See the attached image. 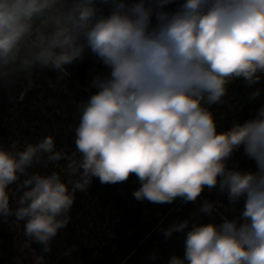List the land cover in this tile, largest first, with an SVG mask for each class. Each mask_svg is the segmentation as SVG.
Instances as JSON below:
<instances>
[{"label": "clouds", "instance_id": "9594fccd", "mask_svg": "<svg viewBox=\"0 0 264 264\" xmlns=\"http://www.w3.org/2000/svg\"><path fill=\"white\" fill-rule=\"evenodd\" d=\"M89 57L74 151L51 134L0 142V222L40 246L33 264H47L78 192L132 176L136 201L192 206L158 226L164 241L183 235L164 264H264V103L227 128L212 110L237 81L248 101L264 96V0H0V88Z\"/></svg>", "mask_w": 264, "mask_h": 264}, {"label": "rangeland", "instance_id": "374dc122", "mask_svg": "<svg viewBox=\"0 0 264 264\" xmlns=\"http://www.w3.org/2000/svg\"><path fill=\"white\" fill-rule=\"evenodd\" d=\"M83 63H86V65ZM81 68L84 70H81ZM91 69L92 60L89 57L82 63L71 66L69 72L72 74L70 76L55 73L56 77L54 79L44 81V89L47 88L48 90L46 96L48 94L54 96L60 94V92L62 94L69 93L67 107L57 108L55 100H45L41 104L32 101L33 106L29 107V112L25 113V117L28 116V119L23 118L25 121L22 120L19 123H17V116L25 110L24 106L18 104L25 97L23 93L15 96L10 92L7 101L3 100L4 96L0 95V121L13 126L6 136H2L0 133V142L8 144L17 139L21 142L25 140L35 142L43 136L51 134L55 137L59 149L69 153L74 151L72 125L77 122L74 115V105L76 101L87 97L88 93L84 89L87 87L89 79L83 81L84 83L80 80L77 81L76 77L73 78V73L83 71L89 76ZM68 88H71L70 91H67ZM42 96L43 92L41 91L37 97L39 99ZM33 117L38 119L33 120ZM235 159L240 162L241 167H244L243 164L248 167L246 164L250 162L243 157L242 150L236 154ZM92 191L91 186L89 191L85 193L78 192L77 194L81 196H78L80 202L87 201L88 206L91 205V202L94 206L103 202L100 197H97L98 201L96 202L93 199L91 201ZM129 196L126 195V198ZM123 198L124 195L121 198L124 201ZM75 200H77L76 197ZM106 200L110 199L106 198ZM94 206H91V209L95 208ZM73 208L68 227L59 233L53 241L51 252L46 255L47 264H153L148 256L154 249H158L162 256V259L157 260L155 264H164V260L171 254L169 251L164 252L163 244L150 248L152 244L159 240L160 232L157 235L155 231L152 232L151 230L138 236V234L133 233L134 231H130L124 223H118L121 214L119 209L117 210L110 203L105 205L107 213L102 218L92 213L86 221L79 219V214H76ZM22 232V224L8 225L0 222V264H15L16 257L24 258L25 264H33L35 256L41 254L40 246L36 244L29 245ZM135 232L137 231L135 230ZM135 240L137 243L133 246L132 243ZM162 241L164 240L160 239V242ZM79 243L82 245L80 248L76 245ZM137 246L140 248L138 249ZM96 257L102 258L103 262L98 263Z\"/></svg>", "mask_w": 264, "mask_h": 264}, {"label": "trees", "instance_id": "16d2710c", "mask_svg": "<svg viewBox=\"0 0 264 264\" xmlns=\"http://www.w3.org/2000/svg\"><path fill=\"white\" fill-rule=\"evenodd\" d=\"M86 65V63H83ZM70 69V68H69ZM81 70H84L81 68ZM70 71V70H69ZM86 72L81 71L80 73H73V78L76 77V80L80 82H85L90 78ZM55 72L51 71H44L37 73L35 75V84L34 86L27 91H24L22 88H16L14 90H11L10 92L13 93L15 96H17L20 93H23V101H20L18 104L20 106H24L25 110L24 112L21 111L19 116H17V123L24 119H28V116L25 117V113L29 112V107L33 106L32 101H36L38 104L44 103L46 101L55 100L56 107L57 108H65L67 107V103H69L68 99V92L65 94L57 95H51L48 94L46 96L48 90L44 89V81L48 79H54L56 75H54ZM72 74V73H70ZM67 80V79H66ZM73 81V80H72ZM70 82V81H69ZM83 82V83H84ZM70 91L71 88H68ZM43 92L42 98L38 99V94L40 92ZM247 89H245L241 82L237 81L233 85L229 87V94L226 97V103L221 106H214L213 112L216 116L217 121L219 122V125L221 128H227L232 121L234 120H242L246 119L249 116L253 114L255 109L261 104L264 103V96L261 97L260 100L257 101H248L247 99ZM10 92H7L6 90L0 88V95L4 96L3 100L7 101V96ZM46 97H45V96ZM46 98V99H44ZM43 99V100H42ZM24 118V119H23ZM37 117H33V120H37ZM25 121V120H24ZM16 123V124H17ZM15 124V125H16ZM12 125H7L5 123H1L0 121V133L2 136H6L8 134V131L12 129ZM251 162H248L246 166H249ZM245 167V164H243ZM92 192H91V201H98L97 197H100L101 203L94 206V204L88 206L87 201H81L78 199L81 197L79 194L76 195L77 200H75L74 208L76 214H79L78 218L82 221H86L88 218H90V215L92 213L97 214L100 216V218L103 217V215L106 212L105 205L107 203H110L111 206H114L119 209V213L121 214L119 216L118 223H124L128 226V229L130 231H134L133 233L138 234V236L141 235V233L145 232H156L157 235H159V228L158 226L163 223L164 226H168L170 223H172L178 216L180 218L185 217L188 212L191 210V205L184 206L183 210L179 213L173 212L174 207L172 205H156L149 203L147 201L144 202H138L133 197L132 193L133 191L139 187V184L135 178V176L130 177V179L123 183H117L114 185L110 184H101L98 179H94L92 182ZM120 191V192H119ZM122 192V193H121ZM124 195V201L121 200L122 196ZM126 195H130L128 198H126ZM79 196V197H78ZM110 199V200H106ZM128 201V203H127ZM91 206L95 207L91 209ZM102 220V219H101ZM157 224V225H156ZM135 230L137 232H135ZM129 231V232H130ZM138 239V238H137ZM154 244L150 246V248L158 245L163 244L164 252L169 251L172 253H179L182 254L183 252V235L182 234H175L173 238L169 241H162L160 242V239L163 240L162 234L160 233V236ZM136 240L132 245H136ZM79 248L82 246L80 243L76 244ZM142 246V243H141ZM139 249L140 247L137 246ZM139 255V254H138ZM102 256V254H101ZM98 260V263H102V258L96 257Z\"/></svg>", "mask_w": 264, "mask_h": 264}]
</instances>
